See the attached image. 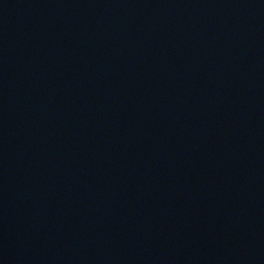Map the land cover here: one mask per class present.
I'll return each instance as SVG.
<instances>
[{
  "label": "water",
  "instance_id": "water-1",
  "mask_svg": "<svg viewBox=\"0 0 264 264\" xmlns=\"http://www.w3.org/2000/svg\"><path fill=\"white\" fill-rule=\"evenodd\" d=\"M0 264H264V0H0Z\"/></svg>",
  "mask_w": 264,
  "mask_h": 264
}]
</instances>
